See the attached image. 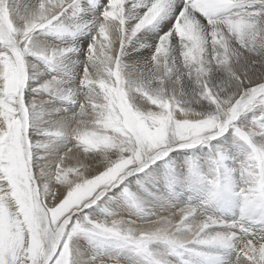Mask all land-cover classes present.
<instances>
[{
    "label": "snow or ice",
    "instance_id": "1",
    "mask_svg": "<svg viewBox=\"0 0 264 264\" xmlns=\"http://www.w3.org/2000/svg\"><path fill=\"white\" fill-rule=\"evenodd\" d=\"M127 2L108 0L86 59L76 62L83 63L79 110L55 121L52 113L60 109L46 108L48 102L37 97L25 99L34 78L28 57L58 60L79 51L45 48L36 40L38 33L59 24L69 8L78 7L79 0H0V264H134L77 246L73 241L78 234L121 242L151 264H169L163 256H153V242L170 246L173 253L192 252L193 245H222L235 249L232 264H264V233L258 235L250 223L256 216L264 219V146L252 144L250 133L240 128L236 132L250 150L239 165V220L228 223L208 216L193 225L190 218L204 205L191 203L147 223L79 215L128 175L170 151L223 135L258 106L264 111V0H152L133 37L176 15L146 71L124 61ZM68 27L81 30L75 22ZM173 37L179 40L181 69L171 56ZM215 73L222 75L214 85ZM184 79L197 86L192 100L182 90L170 93L166 87L170 80L179 85ZM133 93L141 94L147 106L134 105ZM200 99L214 109L195 111L191 104ZM256 123L255 131L264 134V115ZM36 135L47 139L36 141ZM60 136L77 143L53 159L47 151L38 155L36 149H47ZM210 184L209 199H214L220 184L216 178ZM220 225L225 231L209 234V228ZM181 233L187 237L179 239Z\"/></svg>",
    "mask_w": 264,
    "mask_h": 264
},
{
    "label": "bare ground",
    "instance_id": "2",
    "mask_svg": "<svg viewBox=\"0 0 264 264\" xmlns=\"http://www.w3.org/2000/svg\"><path fill=\"white\" fill-rule=\"evenodd\" d=\"M152 0H128L126 7V30L129 43L125 63L139 71H146L145 65L151 60L161 37L175 23V15H167L155 24L144 28L134 37L131 35L135 25L147 10ZM108 0H79V6L69 8L59 24L50 26L36 35V40L45 48L55 45L61 47H76L79 51L62 57L58 60H46L43 57H28L30 76L29 87L25 91V99L31 102L33 97L47 101L48 109H60L53 112L55 121L61 117H69L77 113L83 100L81 89V76L83 63H76L86 59V48L96 34L99 22L103 20L102 13ZM79 24L80 31L75 32L68 25ZM60 24L64 27L61 28ZM179 40L172 38L171 53L175 59V68H182V59L179 58ZM221 73H215L211 83L218 84ZM53 78L55 80L53 81ZM51 82V83H50ZM49 84L47 90L35 92L34 88ZM170 93L178 94L181 90L185 97L192 100L196 91V84L190 79H184L179 85L173 81L166 85ZM134 105L144 108L146 99L139 93L131 95ZM191 107L195 111L207 113L214 109L207 101L200 99L199 103L193 102ZM66 110V111H65ZM264 111L258 106L253 110L243 113L233 126L221 136L202 142L192 148H177L166 156L149 163L143 171H136L128 175L123 183L102 196L91 207L84 209L80 216H87L97 221L110 219H132L138 223H147L160 217L168 216L179 208L191 203L194 206L204 205L202 210L190 218L193 225L199 224L208 216L231 223L239 220L241 216L238 192L243 186V178L239 165L250 150L249 142L241 138L236 128L250 133L252 144L264 146V134L255 131L253 125ZM47 128L48 125L46 124ZM55 130V129H53ZM42 135H36L35 140H46ZM77 141L75 138L60 136L54 137L53 143L47 149L38 148V155L49 153L48 159L59 157L62 153L72 148ZM101 159L97 156L96 160ZM215 161V164L213 163ZM216 178L220 184V194L214 199H209L210 181ZM75 219V218H74ZM250 223L259 235L264 233V219L254 217ZM225 231L224 226H214L208 229L209 234ZM187 237L181 233L179 239ZM74 244L88 248L90 251H99L114 256L121 260L133 261L134 264H151V260L130 251L121 242L78 234ZM192 252L178 250L173 253L170 246L162 242H153L150 245L155 258L168 260L169 264H232L237 253L234 248L222 245H193ZM90 254L86 253V255Z\"/></svg>",
    "mask_w": 264,
    "mask_h": 264
}]
</instances>
